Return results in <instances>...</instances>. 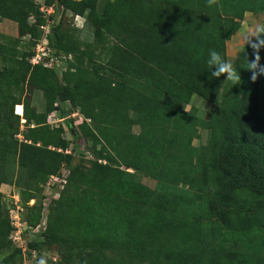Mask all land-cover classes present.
Wrapping results in <instances>:
<instances>
[{
  "label": "trees",
  "instance_id": "1",
  "mask_svg": "<svg viewBox=\"0 0 264 264\" xmlns=\"http://www.w3.org/2000/svg\"><path fill=\"white\" fill-rule=\"evenodd\" d=\"M92 1L45 0L44 6L82 14ZM118 1L121 13L107 29L118 42L108 64L114 78L95 80L79 67L61 73V69L24 61L19 65L23 74L14 79L41 91L47 115L56 110L59 119L65 120L64 104L78 105L83 121L75 128L68 122L71 141L59 138L60 129L53 149L46 143L41 147L14 139L4 127L9 121L18 124L19 117L12 115L11 108L9 113L3 108L7 96L0 89V131L4 133L0 134V185L12 183L28 191V180H22L25 173L32 174L28 179L34 181L36 176L47 179L56 174L59 165L68 167L72 153L65 151L80 140L84 145L78 142L77 148L93 157V164L87 172L69 169L67 184L71 181L75 192L68 200L78 196L80 186L94 196L77 197L78 221L73 228L80 235L46 233L45 240L90 253L80 259L81 264H121L106 256V250L121 255V261L122 255L137 258L138 264H264V34L246 51L257 63L255 70L248 71L251 76L247 73L238 82H229L223 75L212 76L207 60L211 50L227 60L230 24L191 13L198 9L206 14L207 6L215 2L224 12L238 2H251L259 12L264 0H167L155 5L144 0ZM32 2L0 0V18L10 15L19 36H33L43 22ZM28 17L33 18L31 25ZM55 36L50 38L49 50L61 46L60 39L53 45ZM4 50L0 43V57ZM233 65L239 68L236 61ZM222 89L221 106L212 122L201 123L210 130V137L200 153L190 144L196 125L185 120L182 102L196 95L215 107ZM128 111L136 114V120ZM133 125L140 128L138 134L131 132ZM87 140L96 144L91 147ZM136 173L155 180L160 190L185 184L203 202L204 211L193 217L176 208L174 199L159 195L152 201L155 193L133 180ZM60 196L50 204L61 201L64 195ZM249 196L258 202L250 206ZM33 198L27 194L25 202ZM98 205L107 210L102 213ZM41 208L39 204L35 223L40 224ZM8 247L9 242L0 241V250ZM12 259L7 257L2 264H11Z\"/></svg>",
  "mask_w": 264,
  "mask_h": 264
},
{
  "label": "rangeland",
  "instance_id": "2",
  "mask_svg": "<svg viewBox=\"0 0 264 264\" xmlns=\"http://www.w3.org/2000/svg\"><path fill=\"white\" fill-rule=\"evenodd\" d=\"M144 1L145 4L155 5L160 2L165 3L167 0ZM32 4L35 9L37 8L40 11L41 6L45 5V0H33ZM88 5V8L82 14H74L63 9L56 11L54 9L51 18L52 24L48 27L47 46L43 43L46 28L41 29L38 27V30L35 29L33 31V36L28 34L19 36L17 24L11 19L10 15L7 17L8 19L0 18V43L5 45L4 54L0 57V75H4L0 79V89L7 96L6 102L2 105L7 113L10 112L11 108L12 115H16L17 106H22V110L24 109V116H18V124H10L11 121H9L8 125L4 127L6 133L12 134L17 141L27 144L37 142L36 145L41 147L46 143L48 148L53 149L56 148L55 146L53 147L54 143L58 141V131L67 129L68 122L74 127H78L83 121L78 105L74 106L75 108L72 107L74 109L72 110L66 103L64 104L66 114L70 115L72 111H77L76 115L66 116L65 120L62 119L61 121L58 120V111L56 110L47 115L41 91L35 89L28 82L14 81L16 77L23 74L19 67L20 63L27 61L33 66L30 62L31 56L38 54L41 57V53L48 51V44H51L50 38H52L53 33L56 34L55 38L52 39L53 45H57L56 39H60L61 46L57 49L52 47L50 54H56L57 57L54 58V61L58 60L59 65L54 67L52 63V67L47 68L61 69V73H64L68 67L69 69L79 67L89 72L91 78L95 80L102 77H115L114 72L110 74L108 64L111 63L110 59L114 56L113 50L118 42L111 34H108L107 29L111 22L118 17V14L121 13V3L118 0H93ZM207 9L209 12L206 14L198 9H194L191 13L194 15L201 13L205 17L221 19L223 24H230L231 34L226 41L227 61L231 63L236 61L239 67L240 79L246 77L249 70L256 69L253 64L257 63L252 62L246 51L256 40V36L253 33L264 27V9L255 12L251 2H238L233 7L229 6L228 12H224L217 2L207 6ZM20 11L25 13V9ZM41 19L43 20L41 26L45 27L46 21L43 18ZM27 22L31 25L33 18L28 17ZM245 53L247 56H243ZM28 55L31 56L28 57ZM247 63L251 64V66L247 65ZM2 70H5V72H2ZM250 76L249 73L248 77ZM229 82L231 81L229 80ZM223 96L224 90L220 93L215 107L196 95H191L188 101L182 102L181 111L184 113L185 120L187 122L193 121L196 125L190 144L194 149L199 150L200 153H202L201 149L207 145L210 137V130L204 128L201 123L202 121L212 122L215 112L221 106ZM93 103L95 105L98 104L96 101ZM261 104L264 105V95L261 97ZM128 115L133 120L137 118L136 114L131 111H128ZM26 119H29V121H26ZM86 122L90 124L88 119ZM139 131L138 125L131 127L133 134H138ZM0 132V134L4 135L2 131ZM178 133L181 135V132ZM63 136L62 133L59 138ZM66 137L69 141L72 139L69 133H67ZM81 144L80 147L84 145L83 143ZM86 144L92 147L96 142L87 140ZM77 146L78 141L69 148L72 158L68 168L78 173L87 172L93 164V157L83 154V150L77 148ZM99 148L100 146H96V149ZM194 156L197 159L199 152L196 151ZM59 167L61 168L60 165ZM23 172L27 171L24 170ZM128 172L132 173L130 170ZM25 174L22 176V180H28L30 185L28 191L19 189L12 183L0 185V220L3 221L0 227V241L9 242L8 248L0 250V264L7 257H13L11 264H81L80 259L89 257L90 253L86 251L79 252L74 246L58 240L53 242L50 239L45 240L43 235L46 233L47 235H63L69 232L80 235V231L75 232L73 228L78 221L75 215L77 197L82 198V200L90 199L94 196L93 192L89 188L80 186L78 196L74 195L73 200L69 201V195L75 192L73 189L75 186L69 181V185L66 183V186L60 192L62 196L64 195L61 201L50 204L56 200L52 199L55 189H46L44 187V182L46 183L48 178L46 179V176L37 178L36 176L34 181H30L28 178L32 174ZM132 178L155 193L151 195L152 201H155V198L159 195L167 199H174L177 205L176 208L182 209L186 214L189 213V216L193 217H198L204 211L203 202L198 200L192 192L186 190L185 184H178L160 190L157 182L148 176L136 173ZM35 182H37V185ZM27 194L34 196L31 199L34 200L33 203L30 204V200L25 202ZM17 197L19 199L18 205L21 208V211H19L20 225L18 226L20 234L18 235L19 239L12 240L18 230L13 224H10L13 222V214L11 212L14 210L13 202ZM66 199L67 203L63 205ZM95 201V205H97V198H95ZM44 202L48 204L47 207L50 212L47 215L41 208L40 224L39 222L35 223V217L40 212L38 205ZM257 202V199L248 197L247 203L250 206ZM32 206L34 207L31 208ZM100 208H102V213L107 210L106 207ZM189 216L186 217L193 218ZM110 218H114L113 214ZM104 254L114 259L117 263L138 264L137 258H128L127 255H122L123 260L121 261L119 260L121 255L119 254H113L109 250L104 251ZM69 259L71 261L67 262Z\"/></svg>",
  "mask_w": 264,
  "mask_h": 264
},
{
  "label": "built area",
  "instance_id": "3",
  "mask_svg": "<svg viewBox=\"0 0 264 264\" xmlns=\"http://www.w3.org/2000/svg\"><path fill=\"white\" fill-rule=\"evenodd\" d=\"M54 12V8L52 6L50 7H46L44 5L41 6L40 8V13L42 15V17L45 19L46 21V26H39L41 29H44L46 28V33L44 35V40H43V43H45V46H47V34H48V27L50 24H52V14ZM41 57L38 55V54H35L34 56L31 57L30 59V62L31 64L34 66V65H43L45 67H51L52 66V63L54 64V67H58L59 65V61L56 60L54 61V58L51 56L52 54H50V50L48 49V51L45 53H41L40 54ZM77 113L74 112L72 113L71 115L74 116L76 115ZM66 136H67V133H65ZM64 135V139L69 141V139H67ZM72 140V139H71ZM70 140V141H71ZM80 143H83L82 141H80ZM66 153H69L68 151ZM69 173H70V170L67 166L63 165L62 168L56 173V174H53V175H50L44 185V187L46 189H55V193L54 195L52 196V199L54 200H57L59 198V195H60V192L62 191V189L64 188V186L66 185L67 183V179H68V176H69ZM18 202H19V199L18 197L14 199V210H12V218H13V222L10 223V224H13L14 227H16L18 229V226L20 225V214H19V211H21V208L20 206L18 205ZM34 201H30V204L33 203ZM48 204H46L45 202L42 203V207H43V211L45 213L48 212ZM19 229L15 232V236L12 237V240H15L16 238L19 239L18 235H19ZM17 236V237H16Z\"/></svg>",
  "mask_w": 264,
  "mask_h": 264
},
{
  "label": "clouds",
  "instance_id": "4",
  "mask_svg": "<svg viewBox=\"0 0 264 264\" xmlns=\"http://www.w3.org/2000/svg\"><path fill=\"white\" fill-rule=\"evenodd\" d=\"M261 34H264V27L258 29L255 33H253V35H255L258 40H259V37ZM261 43L264 44V41H261ZM207 65H208V69L211 72L212 76H214L216 78H219L220 76L223 75L226 77L227 80H230L233 82H238L240 80V75H239L238 69L236 67H234L233 63L227 61L222 56V54L217 52L216 50H211L209 52V58L207 60ZM213 69H214V71H213ZM20 107L22 110V106H20ZM74 112L77 113V111H72L70 113V115H67V116L70 117L71 114ZM15 114H16V111H15ZM16 115L17 116H23V110H22V113L20 115H18V114H16ZM58 120L61 121L62 119H58ZM72 126L74 127V125H72ZM65 133L70 134V131L68 129H64L63 135H66ZM62 138L64 139V136ZM78 142H80V140H78ZM58 151H61V150H58ZM67 151L70 152V150H66L65 153ZM61 168H62V166H61ZM30 201H32V200H30ZM30 201H29V203H30Z\"/></svg>",
  "mask_w": 264,
  "mask_h": 264
},
{
  "label": "bare ground",
  "instance_id": "5",
  "mask_svg": "<svg viewBox=\"0 0 264 264\" xmlns=\"http://www.w3.org/2000/svg\"><path fill=\"white\" fill-rule=\"evenodd\" d=\"M16 114L20 115L22 113V110H21V107L20 106H17L16 108Z\"/></svg>",
  "mask_w": 264,
  "mask_h": 264
}]
</instances>
